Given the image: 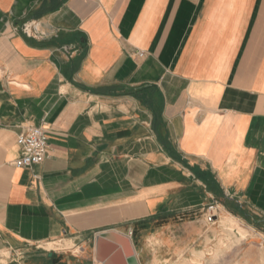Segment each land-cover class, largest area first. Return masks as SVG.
Wrapping results in <instances>:
<instances>
[{"label":"crops","instance_id":"0c3cea01","mask_svg":"<svg viewBox=\"0 0 264 264\" xmlns=\"http://www.w3.org/2000/svg\"><path fill=\"white\" fill-rule=\"evenodd\" d=\"M230 217L264 264V0H0V264H186Z\"/></svg>","mask_w":264,"mask_h":264},{"label":"rangeland","instance_id":"374dc122","mask_svg":"<svg viewBox=\"0 0 264 264\" xmlns=\"http://www.w3.org/2000/svg\"><path fill=\"white\" fill-rule=\"evenodd\" d=\"M210 207L214 208L213 212L215 215L216 205ZM230 220L233 221L235 225L227 223ZM214 222L208 223L206 221L208 225H212ZM219 225L220 227L216 228V232H214V250H205L202 248L199 250V253L193 254L191 260L187 254H185L181 260H186V264H207V258L213 260L215 263L224 256L225 258H229L230 264H238V258L246 256L247 249L259 251V249L255 247V243L260 245V237L257 235L258 233L256 231L254 232L239 226L232 217L226 218V220H223ZM239 230L245 233L244 237L240 236ZM245 244H247V246ZM167 264H172V262H167Z\"/></svg>","mask_w":264,"mask_h":264},{"label":"built area","instance_id":"2783aa9c","mask_svg":"<svg viewBox=\"0 0 264 264\" xmlns=\"http://www.w3.org/2000/svg\"><path fill=\"white\" fill-rule=\"evenodd\" d=\"M16 141L21 153L13 163L15 168H31L46 159L48 140L45 131L41 127L27 129L24 133L18 135ZM213 211V207H208L206 210V221L208 223L214 222Z\"/></svg>","mask_w":264,"mask_h":264},{"label":"water","instance_id":"95a60500","mask_svg":"<svg viewBox=\"0 0 264 264\" xmlns=\"http://www.w3.org/2000/svg\"><path fill=\"white\" fill-rule=\"evenodd\" d=\"M95 260L99 264H138L129 238L103 232L95 243Z\"/></svg>","mask_w":264,"mask_h":264}]
</instances>
